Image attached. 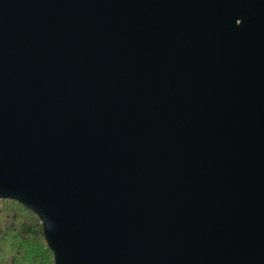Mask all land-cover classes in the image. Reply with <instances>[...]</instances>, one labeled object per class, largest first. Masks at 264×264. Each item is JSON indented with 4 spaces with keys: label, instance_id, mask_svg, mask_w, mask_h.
<instances>
[{
    "label": "water",
    "instance_id": "1",
    "mask_svg": "<svg viewBox=\"0 0 264 264\" xmlns=\"http://www.w3.org/2000/svg\"><path fill=\"white\" fill-rule=\"evenodd\" d=\"M0 200L55 264H264V0H0Z\"/></svg>",
    "mask_w": 264,
    "mask_h": 264
},
{
    "label": "trees",
    "instance_id": "2",
    "mask_svg": "<svg viewBox=\"0 0 264 264\" xmlns=\"http://www.w3.org/2000/svg\"><path fill=\"white\" fill-rule=\"evenodd\" d=\"M0 264H55L40 218L14 200H0Z\"/></svg>",
    "mask_w": 264,
    "mask_h": 264
}]
</instances>
